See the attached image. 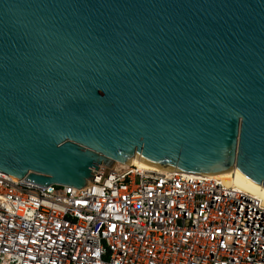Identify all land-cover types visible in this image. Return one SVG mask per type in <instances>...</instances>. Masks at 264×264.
Here are the masks:
<instances>
[{
  "label": "water",
  "instance_id": "95a60500",
  "mask_svg": "<svg viewBox=\"0 0 264 264\" xmlns=\"http://www.w3.org/2000/svg\"><path fill=\"white\" fill-rule=\"evenodd\" d=\"M134 159L264 188V0H0V173Z\"/></svg>",
  "mask_w": 264,
  "mask_h": 264
},
{
  "label": "built area",
  "instance_id": "2783aa9c",
  "mask_svg": "<svg viewBox=\"0 0 264 264\" xmlns=\"http://www.w3.org/2000/svg\"><path fill=\"white\" fill-rule=\"evenodd\" d=\"M116 166L81 189L0 173V264H264V203L232 177Z\"/></svg>",
  "mask_w": 264,
  "mask_h": 264
},
{
  "label": "bare ground",
  "instance_id": "6f19581e",
  "mask_svg": "<svg viewBox=\"0 0 264 264\" xmlns=\"http://www.w3.org/2000/svg\"><path fill=\"white\" fill-rule=\"evenodd\" d=\"M132 165H138L148 171L164 170L154 166L147 165L144 162L140 161L139 159L132 160ZM217 177H220L222 179H229L230 177H232L234 184L242 187L247 192L256 195L264 203V188H262L258 184L253 183L252 181H250L249 179H247L245 176L241 175L237 171H231L228 173L220 174Z\"/></svg>",
  "mask_w": 264,
  "mask_h": 264
},
{
  "label": "rangeland",
  "instance_id": "374dc122",
  "mask_svg": "<svg viewBox=\"0 0 264 264\" xmlns=\"http://www.w3.org/2000/svg\"><path fill=\"white\" fill-rule=\"evenodd\" d=\"M122 168H124V167H123V166H120V165H117V166H116V169H117V170L122 169Z\"/></svg>",
  "mask_w": 264,
  "mask_h": 264
}]
</instances>
